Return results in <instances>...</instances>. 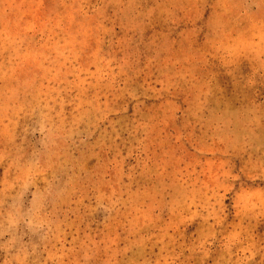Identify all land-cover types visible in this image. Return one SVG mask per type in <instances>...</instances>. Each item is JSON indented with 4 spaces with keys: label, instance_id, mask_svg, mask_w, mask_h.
<instances>
[{
    "label": "clouds",
    "instance_id": "obj_1",
    "mask_svg": "<svg viewBox=\"0 0 264 264\" xmlns=\"http://www.w3.org/2000/svg\"><path fill=\"white\" fill-rule=\"evenodd\" d=\"M0 264H264V0H0Z\"/></svg>",
    "mask_w": 264,
    "mask_h": 264
}]
</instances>
